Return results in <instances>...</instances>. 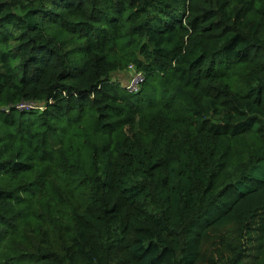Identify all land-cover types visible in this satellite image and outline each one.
<instances>
[{"label": "trees", "instance_id": "16d2710c", "mask_svg": "<svg viewBox=\"0 0 264 264\" xmlns=\"http://www.w3.org/2000/svg\"><path fill=\"white\" fill-rule=\"evenodd\" d=\"M0 264H264V0H0Z\"/></svg>", "mask_w": 264, "mask_h": 264}, {"label": "built area", "instance_id": "2783aa9c", "mask_svg": "<svg viewBox=\"0 0 264 264\" xmlns=\"http://www.w3.org/2000/svg\"><path fill=\"white\" fill-rule=\"evenodd\" d=\"M129 71L128 77L124 83H122L129 92H138L141 89L143 82L146 79V74L142 69L137 68L134 64H130L127 68ZM18 108H40L43 109L45 105L42 102L37 101H23L16 105Z\"/></svg>", "mask_w": 264, "mask_h": 264}, {"label": "rangeland", "instance_id": "374dc122", "mask_svg": "<svg viewBox=\"0 0 264 264\" xmlns=\"http://www.w3.org/2000/svg\"><path fill=\"white\" fill-rule=\"evenodd\" d=\"M128 77V74H123L121 76V82L124 83L126 81ZM238 146L242 149H244L245 147L244 146H250L253 148L254 146V140L253 138L251 137V135H245L239 142H238Z\"/></svg>", "mask_w": 264, "mask_h": 264}, {"label": "crops", "instance_id": "0c3cea01", "mask_svg": "<svg viewBox=\"0 0 264 264\" xmlns=\"http://www.w3.org/2000/svg\"><path fill=\"white\" fill-rule=\"evenodd\" d=\"M129 73V71L126 69V70H123V71H118V72H116V76H117V78L119 79V80H121V76L123 75V74H128Z\"/></svg>", "mask_w": 264, "mask_h": 264}]
</instances>
